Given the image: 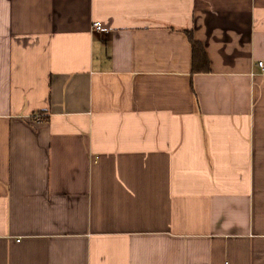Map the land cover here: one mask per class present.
<instances>
[{
	"label": "crops",
	"instance_id": "obj_1",
	"mask_svg": "<svg viewBox=\"0 0 264 264\" xmlns=\"http://www.w3.org/2000/svg\"><path fill=\"white\" fill-rule=\"evenodd\" d=\"M258 62L264 0H0V264H264Z\"/></svg>",
	"mask_w": 264,
	"mask_h": 264
},
{
	"label": "trees",
	"instance_id": "obj_2",
	"mask_svg": "<svg viewBox=\"0 0 264 264\" xmlns=\"http://www.w3.org/2000/svg\"><path fill=\"white\" fill-rule=\"evenodd\" d=\"M185 34L191 44L192 48V56H193V67H192V73H202V72H209V60L206 55V52L202 46L201 43H199L195 37L192 31H185ZM45 114H38L36 118H34L36 121H46L47 116H44Z\"/></svg>",
	"mask_w": 264,
	"mask_h": 264
},
{
	"label": "built area",
	"instance_id": "obj_3",
	"mask_svg": "<svg viewBox=\"0 0 264 264\" xmlns=\"http://www.w3.org/2000/svg\"><path fill=\"white\" fill-rule=\"evenodd\" d=\"M94 29L96 31H103V27L100 24H94ZM258 67L264 72V62H258Z\"/></svg>",
	"mask_w": 264,
	"mask_h": 264
}]
</instances>
